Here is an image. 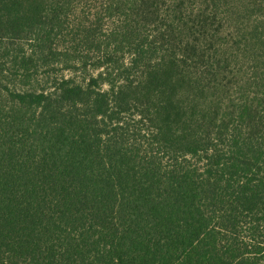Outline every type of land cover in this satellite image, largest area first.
<instances>
[{"label":"trees","instance_id":"trees-1","mask_svg":"<svg viewBox=\"0 0 264 264\" xmlns=\"http://www.w3.org/2000/svg\"><path fill=\"white\" fill-rule=\"evenodd\" d=\"M0 264H264V0H0Z\"/></svg>","mask_w":264,"mask_h":264}]
</instances>
